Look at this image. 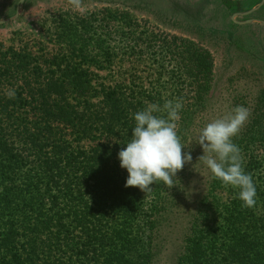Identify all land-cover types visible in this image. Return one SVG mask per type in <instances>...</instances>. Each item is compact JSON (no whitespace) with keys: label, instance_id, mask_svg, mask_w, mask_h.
<instances>
[{"label":"trees","instance_id":"obj_1","mask_svg":"<svg viewBox=\"0 0 264 264\" xmlns=\"http://www.w3.org/2000/svg\"><path fill=\"white\" fill-rule=\"evenodd\" d=\"M67 21L60 26L70 47L45 63L0 44V264H153L163 222L173 225L171 238L182 234L168 264H264V204L257 198L264 186L255 159L244 166L256 186L251 208L230 197L219 212L206 214L208 196L187 192L188 162L176 184H161L163 196L148 209L142 190L125 187L117 152L131 136L132 114L147 103L128 87L97 90L91 66H84L93 59L83 47L85 32ZM176 43L167 49L182 58L181 75L197 84L180 124L190 130L206 108L213 62L194 42ZM258 128L232 138L240 155L247 157L254 143L264 151V120ZM178 137L182 153L192 155L197 135ZM178 208L186 222L180 229L173 222Z\"/></svg>","mask_w":264,"mask_h":264},{"label":"rangeland","instance_id":"obj_2","mask_svg":"<svg viewBox=\"0 0 264 264\" xmlns=\"http://www.w3.org/2000/svg\"><path fill=\"white\" fill-rule=\"evenodd\" d=\"M262 1L25 0L21 3L20 0H0V21H5L0 23V44L5 49L29 50L45 63L47 58L66 52L70 47L67 39L64 42L63 34L67 32L63 27L61 31L60 26L62 18H67V23H72V30L85 32L87 36L83 47L93 59H87L84 66H91L92 83L97 90L103 86L128 87L147 105L156 103L161 107L165 101L178 100L182 108L175 122L177 135L181 131L197 135L206 123L243 105L250 115L238 136L244 130H259L258 125L264 120L260 104L264 91ZM252 9L255 10L249 12ZM180 40L194 42L200 51L208 52L213 62L206 108L198 114L197 127L190 130H180V124L188 105L195 101L197 84L190 85L193 80L181 75L182 58L175 50L167 49L176 42L179 44ZM240 145L237 143L238 147ZM192 147V160L185 169L186 176L190 177L187 192L194 197L208 196L203 207L206 214L219 212L230 197H236L238 190L212 178L199 159L203 154L201 146L196 143ZM250 147L251 150L255 148V157L248 156L251 150L247 157L241 153L243 167L255 159L258 165L256 178L264 186V151L259 144ZM213 180L216 184L212 188L208 182ZM157 183L151 185L150 192L142 191L147 209L151 202L163 196L159 189L163 183ZM263 192L257 193L261 206L264 204ZM177 212L179 215H173V222L180 229L186 222H183L182 208ZM169 223H162L163 235L158 237L159 251L153 264H168V256L182 239L179 233L177 237H170L173 225Z\"/></svg>","mask_w":264,"mask_h":264},{"label":"clouds","instance_id":"obj_3","mask_svg":"<svg viewBox=\"0 0 264 264\" xmlns=\"http://www.w3.org/2000/svg\"><path fill=\"white\" fill-rule=\"evenodd\" d=\"M6 95L12 98L15 92L9 90ZM181 108L178 100L165 101L162 107L152 103L132 114L131 136L117 152L120 167L127 171L125 187L136 186L146 193L152 190L154 182L169 188L176 184L178 171L192 160L190 152L182 153L185 144L176 132ZM161 112L164 114H156ZM249 115L245 106H235L230 114L206 123L197 132L196 142L203 150L199 159L212 178L237 189L236 198L242 207L251 208L256 203V186L244 170L240 149L232 139Z\"/></svg>","mask_w":264,"mask_h":264},{"label":"water","instance_id":"obj_4","mask_svg":"<svg viewBox=\"0 0 264 264\" xmlns=\"http://www.w3.org/2000/svg\"><path fill=\"white\" fill-rule=\"evenodd\" d=\"M25 0H20V2L21 3H23ZM264 2V0L261 2V4L260 5H262V3ZM258 8V7H257ZM257 8H255V9H257ZM255 9H252V10H250L249 12H252L253 10H255ZM3 22H5V21H0V23H3Z\"/></svg>","mask_w":264,"mask_h":264}]
</instances>
